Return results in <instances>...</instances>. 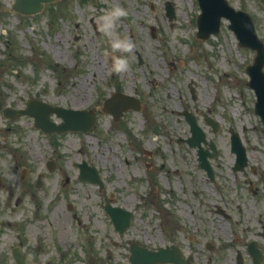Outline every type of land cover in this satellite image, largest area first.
Wrapping results in <instances>:
<instances>
[{"label":"rangeland","instance_id":"374dc122","mask_svg":"<svg viewBox=\"0 0 264 264\" xmlns=\"http://www.w3.org/2000/svg\"><path fill=\"white\" fill-rule=\"evenodd\" d=\"M226 1L253 18L264 43V7ZM12 2L0 0L1 264H14L10 248L19 244L36 264H129L130 243L177 244L188 264H234L237 252L251 264L245 253L251 240L264 254V130L243 71L254 53L237 46L227 23L197 39L195 0H58L24 20L8 11ZM114 5L129 13L117 34L136 45L126 54L129 70L119 75L98 25L102 10ZM41 51L64 68L52 70ZM118 88L138 98L141 109L115 121L100 106ZM30 99L94 110L92 132L49 138L28 117H2L4 108H24ZM182 111L215 145L212 181L197 168L195 149L180 141L189 136ZM204 114L218 121L216 134ZM229 128L246 148L240 172L231 170ZM81 161L98 170L100 192L77 181L73 165ZM48 162L54 170L47 171ZM106 204L133 213L123 234L112 228Z\"/></svg>","mask_w":264,"mask_h":264},{"label":"water","instance_id":"95a60500","mask_svg":"<svg viewBox=\"0 0 264 264\" xmlns=\"http://www.w3.org/2000/svg\"><path fill=\"white\" fill-rule=\"evenodd\" d=\"M44 1L45 0H35L34 2H31V0H19L21 5L30 6V9H36V7H38L39 9L41 6V2ZM219 2L224 9H222L221 6L218 5L215 6L214 3L212 4L210 2L207 1L204 2L203 0H200L203 9L206 7L208 10L212 9L214 11L216 20H218L221 15H224L225 17L230 19L229 11H231L232 13L230 16L233 17V19L237 18V16H242L244 21L246 22V27L244 29L238 30L237 28H234L232 25L229 28H232L235 31L241 45L251 47L255 49L258 53L255 60V64L252 67L247 68V72L251 78L249 85L256 90L258 96L256 112L259 113L260 118L264 125V74L260 72L261 65L264 62V49L259 43V41L256 39L255 33L251 26L250 18L247 16V14L241 12H234L231 8L227 7L226 3L223 0H219ZM16 7H18V4H16ZM214 29L215 30L212 32L216 31V28ZM208 33L209 31L204 32L203 38H206L208 36ZM49 110L51 111L52 109ZM191 131L193 133V138L190 139L189 142L191 144L198 145L197 142L202 140L201 138H199V136H202L201 131L199 128H197L195 123L192 124ZM232 150L236 153L237 156L236 161H238L239 163L240 161H243L244 163V151L239 143V140L236 137H233ZM107 210L109 211V214L111 215L113 222L115 223L116 226H118V224L120 223L119 222L120 216L121 217L124 216L123 221L127 219L128 214L125 212H121L118 209L108 208ZM123 223H121L122 225L118 228L119 230H121L123 228V225H125ZM131 254H132L130 257L131 264H155L157 262H163V261L164 262L173 261L179 264H184V262L178 255L175 258L174 257L169 258L164 250H159L155 254L144 253V255L146 256L144 257L141 256L139 252H134L133 249H131ZM251 254L253 257L254 264H261L260 263L261 257L259 255H256L257 253L256 252L254 253L253 251H251Z\"/></svg>","mask_w":264,"mask_h":264},{"label":"clouds","instance_id":"9594fccd","mask_svg":"<svg viewBox=\"0 0 264 264\" xmlns=\"http://www.w3.org/2000/svg\"><path fill=\"white\" fill-rule=\"evenodd\" d=\"M128 15L125 8L114 5L109 9L102 10L98 17L99 30L108 38L111 49L110 52H105V57L111 60L112 71L118 75L129 70L130 65L126 54L132 53L136 47L130 37H121L116 32L120 21ZM116 53L125 55H116Z\"/></svg>","mask_w":264,"mask_h":264},{"label":"flooded vegetation","instance_id":"af4514ba","mask_svg":"<svg viewBox=\"0 0 264 264\" xmlns=\"http://www.w3.org/2000/svg\"><path fill=\"white\" fill-rule=\"evenodd\" d=\"M33 264H34V262H33Z\"/></svg>","mask_w":264,"mask_h":264}]
</instances>
